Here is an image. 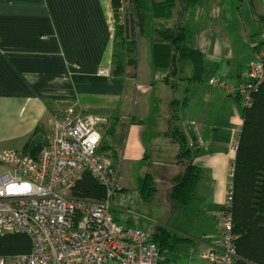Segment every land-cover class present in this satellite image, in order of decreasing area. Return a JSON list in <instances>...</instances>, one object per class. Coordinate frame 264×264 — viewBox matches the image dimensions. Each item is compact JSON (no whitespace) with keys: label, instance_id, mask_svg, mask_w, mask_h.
Instances as JSON below:
<instances>
[{"label":"crops","instance_id":"obj_1","mask_svg":"<svg viewBox=\"0 0 264 264\" xmlns=\"http://www.w3.org/2000/svg\"><path fill=\"white\" fill-rule=\"evenodd\" d=\"M180 1L184 5L179 16L182 19L174 18V23L167 26L182 27L190 34L191 47L203 55L201 77L192 78L188 59L176 61L175 69L154 71L150 54L153 37L146 26L138 40L147 34L149 38L142 54L137 43L134 75H125L117 83L98 73L102 67L110 69L112 60L111 0H0V121L4 116H20L29 140L30 130L34 131L37 125L43 130L51 125L52 129L53 123L70 109L104 118L98 153L109 162L117 182L125 169L133 174L134 164L142 165L148 160L146 136L150 135L154 149L171 145L163 152L171 158L157 159L156 163L158 167L166 163L174 166L167 172L161 167L158 175L150 169L156 186L150 201L161 200L170 216L186 217L192 226L166 224L189 238L167 253V264H209L192 256L190 248L204 249L220 238V208L225 202L234 144L242 125V105L235 93L212 88L208 80L215 75L234 84L242 79L259 42L252 36L263 37L264 0H211L204 6L213 16L204 18L203 10L197 11L196 31L190 29L189 13L200 8L202 0L191 5ZM229 8L237 11L240 32L246 37L243 44L249 57L243 64L227 47L223 15ZM151 29L153 34L154 28ZM165 74L167 81L162 79ZM158 81L166 83L161 88L165 93L160 114L154 99L159 98L153 91V84ZM199 83L205 84L206 92L198 91ZM174 125L187 136L193 149L192 163L200 170L193 196L184 207L175 206L169 198L175 177L185 168L184 163H177L178 145L167 133ZM189 129L198 142L195 145ZM5 147L9 146L0 143V149ZM162 172L165 187L160 194ZM136 194L140 198L138 191Z\"/></svg>","mask_w":264,"mask_h":264},{"label":"built area","instance_id":"obj_2","mask_svg":"<svg viewBox=\"0 0 264 264\" xmlns=\"http://www.w3.org/2000/svg\"><path fill=\"white\" fill-rule=\"evenodd\" d=\"M98 73L108 76L109 68ZM263 79L264 49H260L237 83L215 75L208 84L235 93L244 107ZM104 122L98 115L70 109L53 123L51 137L36 156L0 149V234L22 233L30 242L27 252L0 255V264H159L153 228L121 224L112 212L114 194L119 203L127 196L117 194L121 189L113 170L98 153ZM232 166L231 161L218 242L190 248L192 256L209 264H234L237 257L230 210ZM83 174L104 188L102 198L71 195Z\"/></svg>","mask_w":264,"mask_h":264},{"label":"trees","instance_id":"obj_3","mask_svg":"<svg viewBox=\"0 0 264 264\" xmlns=\"http://www.w3.org/2000/svg\"><path fill=\"white\" fill-rule=\"evenodd\" d=\"M184 1L187 5H191L197 0ZM124 2L132 6V11L115 27V35L125 33L127 37L136 38L144 33L149 15L153 20L155 19L154 22L157 20L165 22L171 16L176 0H149L148 12L141 0H111L112 11L118 14V17ZM259 49H264V29L262 39L255 45V50ZM126 51L133 53L135 46L129 44ZM150 54L154 71L175 69L176 61L188 59L192 63V78L199 79L203 74V55L199 50L191 47L190 34L182 27H170L165 23H157L153 30ZM125 62L127 66L136 67V58L133 56H128ZM109 75L112 81L119 83L125 76L124 63L116 61ZM166 76L167 74L162 79L167 81ZM37 130H39L38 127L33 133ZM167 133L178 145L177 163L185 164L183 172L175 177L169 198L175 206L184 207L193 196L200 170L192 163L193 149L180 127L174 125ZM41 135L42 133H39L29 141L27 140L20 152L36 156L38 153L35 155L34 152L47 143L46 141L41 146ZM232 162L230 210L233 232L236 235L234 244L237 253L234 264H264V79L252 92L249 105L242 107V125ZM155 191L153 175L146 172L140 180L138 190L140 198L143 201H150ZM71 195L100 199L104 196V188L89 174H83L72 186ZM220 209L222 211L224 206ZM152 240L157 243L161 253L158 263L167 264L169 261L167 253L171 252L177 244L189 241V238L159 223L153 227ZM29 246V238L25 234H0L1 256L27 252Z\"/></svg>","mask_w":264,"mask_h":264},{"label":"rangeland","instance_id":"obj_4","mask_svg":"<svg viewBox=\"0 0 264 264\" xmlns=\"http://www.w3.org/2000/svg\"><path fill=\"white\" fill-rule=\"evenodd\" d=\"M141 1L144 3V8L148 12L149 5H150L149 0H141ZM228 1H232V0H228ZM206 3L207 5H209L211 3V0H202L201 7L198 9H193L189 13L191 17V19L189 20V25L192 31H196L198 29L197 28L198 26H196L195 24L197 21L196 16H195L197 11L200 12L201 10H203L202 15H204V18L213 16V13L211 14V10H209L208 8L204 6V4L206 5ZM247 5H248V1L246 2V6ZM173 6H174V9L172 8L171 15H173V12H176L175 16H170V19H172L171 21H169V17H168L167 18L168 20L166 21V25H172L174 23L173 21L174 18L176 19V21L177 19L179 21L182 19L179 16L180 14H183L181 13L183 12V8H184L183 3L180 0H177V2H175ZM131 11H132V6L128 4L127 2H124L122 9L119 11V14H120L119 17H118V14L116 15L112 11L111 27L113 31V36H112L111 46H110L112 60H111V65H110L108 76H110L109 74L112 73V69L116 61H121L124 63L125 75L129 77L133 76L134 67L127 66L125 64L126 63L125 60L128 56L129 57L133 56L134 58H136L135 52H136L138 42H139L138 46H139V50L141 51V54L143 53V48H146L147 46L146 43H147V39L149 38L148 34L146 35V37L141 38L140 40H138L139 38L138 36L136 38H130V36L128 35L129 37H127L125 33L121 35H115V31H116L115 27L119 24V22L120 23L123 22L124 16L128 15V13H130ZM236 15H237V11L232 10V8H229L228 10H226V12L223 15V17L225 18V21H223V23H225L224 28L226 29V37L229 43V46L227 47H229V49L232 50V53L234 54V56L238 58L239 62L241 60L243 64L244 61L248 59L249 57V50L243 44V41L246 37L242 36V33L240 32L239 27H241V23L239 22V20H237ZM154 21L155 19L153 20V18H151V16L149 15L147 18L146 26L147 28H150V32H151L150 35L152 37H153V34L151 31L152 30L151 28L152 27L155 28L157 24V22H154ZM261 33H263V31ZM259 35L260 34L253 35L252 40L260 41L262 39V36L260 37ZM129 44H132L135 46V51L133 53H127L126 51V48H128ZM258 48L260 47L258 46ZM228 59L229 58H227L226 60ZM144 62H145V59L143 58L142 63ZM188 69H189V64H187L185 68V73L187 72ZM161 76L162 75H159V79L161 78ZM153 85H154L153 86L154 95H157L159 98L158 100L156 98L154 99L156 100V104L158 102L157 112L160 114L162 112L161 101H162V98H164L162 94L165 93V90L161 88L165 86L166 83L163 81H158L156 82V84H153ZM168 88L169 90H171L170 87ZM201 90L204 92L207 91V88L204 83H199L198 85V91L201 92ZM170 92L171 91H169V94ZM19 120H20V116H17L14 118H12L11 116H8V117L4 116L3 119L0 121V143L1 145H7L10 148L13 147V149H16L18 151L22 149V148H19V146L22 145L28 138V134L23 130L24 127L22 126V122H19ZM37 127L39 128V130H37V132L35 133H33V129L30 130L29 133H31V135L29 136L30 137L29 140L34 138L39 133H42L40 137L42 141V144H41L42 146L46 141H48V139L52 135L51 125H48L47 129L45 127L44 130L41 129L40 126L38 125ZM108 130H111L110 127H108ZM150 138H151L150 135L146 136V142L148 144V160H144L142 165L134 164L135 170L133 174L131 170L126 171V169L122 172L120 181L126 186V188L121 189L120 187L121 190L117 192V194L120 193L122 195L127 196V198L124 202L119 203V200H117L118 199L117 195L114 194L113 198L111 199L112 203L114 200L116 201L112 208L114 217L121 224H124V225L130 224V225H133L134 227H139V228H145L147 226H151L153 228L159 223L165 226L166 224L173 225L177 223L178 224L181 223L185 226L190 224V226H192V221L190 220L188 222L186 220V217L177 218V217H173L172 215L170 216L168 208L165 207V205L162 203L161 200L154 199V201H143L142 199L137 197L136 193L138 191L137 188L140 185V177H142L144 173L147 171L151 172L150 169H153L152 171H155L156 175H158L162 166L158 167V164L156 163L157 159H170L171 158V157L169 158L167 154L163 153V152L166 153L168 149L172 147L171 145H167V146L163 145L164 147L161 146L158 149H154V146H153L154 142H152ZM159 140H156V141L158 142ZM40 148L41 147H39L38 149L40 150ZM38 149L34 152L35 155L38 153L39 151ZM156 151H158L159 153L162 152V154H159ZM171 166H174V165L170 163H166V165L162 167L163 172H167L168 170L167 168H171ZM179 168L182 169L181 167ZM163 172L162 174H160L162 179L159 180L160 194L163 191V188L165 187L164 181H163V177H164ZM120 181L118 179L119 185L121 184ZM163 201L166 202V200H163Z\"/></svg>","mask_w":264,"mask_h":264},{"label":"water","instance_id":"obj_5","mask_svg":"<svg viewBox=\"0 0 264 264\" xmlns=\"http://www.w3.org/2000/svg\"><path fill=\"white\" fill-rule=\"evenodd\" d=\"M188 133H189V137L191 138V140L194 142V145L197 144V140H196V137L194 136L193 134V131L191 129L188 130Z\"/></svg>","mask_w":264,"mask_h":264}]
</instances>
